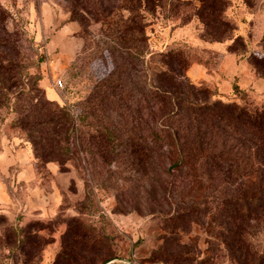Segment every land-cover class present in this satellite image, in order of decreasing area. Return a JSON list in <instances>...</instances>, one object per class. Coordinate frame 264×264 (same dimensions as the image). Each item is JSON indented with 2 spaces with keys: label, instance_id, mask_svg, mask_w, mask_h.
<instances>
[{
  "label": "rangeland",
  "instance_id": "obj_1",
  "mask_svg": "<svg viewBox=\"0 0 264 264\" xmlns=\"http://www.w3.org/2000/svg\"><path fill=\"white\" fill-rule=\"evenodd\" d=\"M207 1L0 0V57L18 71L0 117V264H264V210L232 201L246 184L176 165L155 136L159 71L264 103L232 50L264 53V0Z\"/></svg>",
  "mask_w": 264,
  "mask_h": 264
},
{
  "label": "trees",
  "instance_id": "obj_2",
  "mask_svg": "<svg viewBox=\"0 0 264 264\" xmlns=\"http://www.w3.org/2000/svg\"><path fill=\"white\" fill-rule=\"evenodd\" d=\"M220 1L208 0V7L217 6L218 11ZM5 22V11L0 5V36ZM1 41L2 37L0 52L7 47ZM261 44L264 47V33ZM242 47V51L231 49L245 56L254 72L264 79V53L252 51L244 55V42ZM1 59L0 117L2 108H7L11 101L7 93L11 80L18 74L11 68V59L10 66H4ZM151 87L153 96L164 102L162 112L166 118L161 129L164 135L156 131V140L164 142L161 146L175 156L176 165L192 170L203 164L213 166L228 176V181L246 184L232 199L246 203V214H252L255 208L264 210V103L250 105L214 99L209 87L196 84L187 75L170 77L166 71L155 73ZM234 90L241 98L243 89L236 85ZM236 210L229 206L228 214L231 216Z\"/></svg>",
  "mask_w": 264,
  "mask_h": 264
},
{
  "label": "crops",
  "instance_id": "obj_3",
  "mask_svg": "<svg viewBox=\"0 0 264 264\" xmlns=\"http://www.w3.org/2000/svg\"><path fill=\"white\" fill-rule=\"evenodd\" d=\"M228 55V54H227ZM230 56H232V55H230ZM233 58H234V61H237V60H240V58H242L243 59V61H245V68H246V71L247 72H249L252 76H253V78L255 79V78H258L259 80H261L262 81V83L264 84V79L263 78H260L255 72H254V70L252 69V67H251V65H250V63L248 62V60L246 59V57H244L243 55H234L233 56ZM235 74L236 75H239V73L238 72H235ZM193 80V79H192ZM194 81V80H193ZM194 82H196V81H194ZM234 87L237 85V86H239L241 89H242V87L239 85V82H237L236 80L233 82V84H232Z\"/></svg>",
  "mask_w": 264,
  "mask_h": 264
}]
</instances>
